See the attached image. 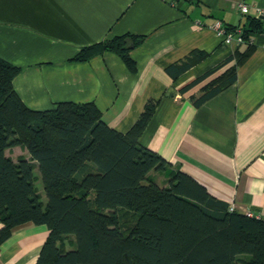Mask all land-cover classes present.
<instances>
[{"label": "crops", "instance_id": "0c3cea01", "mask_svg": "<svg viewBox=\"0 0 264 264\" xmlns=\"http://www.w3.org/2000/svg\"><path fill=\"white\" fill-rule=\"evenodd\" d=\"M249 17L264 24V0H0V57L20 67L13 88L34 110L93 103L108 126L127 133L154 101L138 139L167 162L149 172L154 180L165 186L183 172L237 211L264 218V31L251 33L254 49L236 80L193 102L246 47L225 44L212 23L242 27ZM122 34L143 35L130 50L134 71L113 52L73 59L84 46ZM189 57L192 65L180 71ZM5 152L30 158L21 146ZM34 175L45 202L37 166ZM48 233L44 224L17 225L0 245V264H35Z\"/></svg>", "mask_w": 264, "mask_h": 264}, {"label": "trees", "instance_id": "16d2710c", "mask_svg": "<svg viewBox=\"0 0 264 264\" xmlns=\"http://www.w3.org/2000/svg\"><path fill=\"white\" fill-rule=\"evenodd\" d=\"M242 28L246 35L260 33L264 24L249 17ZM142 39L116 35L84 46L73 59L113 52L134 71L130 50ZM253 49L246 44L236 50V63L193 97L195 105L233 83ZM192 62L189 57L178 69ZM19 71L0 57V245L14 227L31 221L49 230L35 264H264V218L229 210L183 172L165 186L151 176L167 168L164 158L138 141L154 101L121 133L93 103L29 108L13 88ZM14 146L27 149L30 158L7 155ZM35 166L45 202L35 187Z\"/></svg>", "mask_w": 264, "mask_h": 264}, {"label": "built area", "instance_id": "2783aa9c", "mask_svg": "<svg viewBox=\"0 0 264 264\" xmlns=\"http://www.w3.org/2000/svg\"><path fill=\"white\" fill-rule=\"evenodd\" d=\"M239 9L242 13H247L249 11V6L245 2L239 3ZM211 28L215 32V35L221 38L225 44H234V45H244V44H253V39L251 34L246 35L242 27H233L230 28L225 25L221 20H215ZM229 210H236L233 204L229 205ZM247 215H254L251 211H244Z\"/></svg>", "mask_w": 264, "mask_h": 264}, {"label": "rangeland", "instance_id": "374dc122", "mask_svg": "<svg viewBox=\"0 0 264 264\" xmlns=\"http://www.w3.org/2000/svg\"><path fill=\"white\" fill-rule=\"evenodd\" d=\"M66 244H67V243H66ZM66 244H65V245H66ZM66 246H67V245H66ZM67 247H68V246H67Z\"/></svg>", "mask_w": 264, "mask_h": 264}]
</instances>
